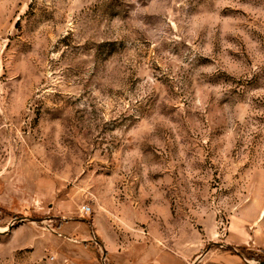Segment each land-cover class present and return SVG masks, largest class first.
<instances>
[{
    "label": "rangeland",
    "instance_id": "1",
    "mask_svg": "<svg viewBox=\"0 0 264 264\" xmlns=\"http://www.w3.org/2000/svg\"><path fill=\"white\" fill-rule=\"evenodd\" d=\"M0 229V264H264V0H0Z\"/></svg>",
    "mask_w": 264,
    "mask_h": 264
},
{
    "label": "water",
    "instance_id": "2",
    "mask_svg": "<svg viewBox=\"0 0 264 264\" xmlns=\"http://www.w3.org/2000/svg\"><path fill=\"white\" fill-rule=\"evenodd\" d=\"M208 250V249H207ZM202 257V256H201ZM198 260H200V258H198Z\"/></svg>",
    "mask_w": 264,
    "mask_h": 264
},
{
    "label": "bare ground",
    "instance_id": "3",
    "mask_svg": "<svg viewBox=\"0 0 264 264\" xmlns=\"http://www.w3.org/2000/svg\"><path fill=\"white\" fill-rule=\"evenodd\" d=\"M1 230V229H0Z\"/></svg>",
    "mask_w": 264,
    "mask_h": 264
},
{
    "label": "crops",
    "instance_id": "4",
    "mask_svg": "<svg viewBox=\"0 0 264 264\" xmlns=\"http://www.w3.org/2000/svg\"><path fill=\"white\" fill-rule=\"evenodd\" d=\"M163 264V263H162Z\"/></svg>",
    "mask_w": 264,
    "mask_h": 264
}]
</instances>
